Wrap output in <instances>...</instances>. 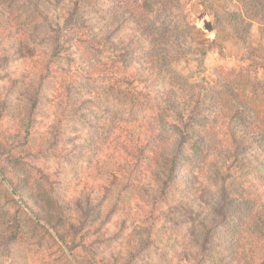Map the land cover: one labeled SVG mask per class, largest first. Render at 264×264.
I'll use <instances>...</instances> for the list:
<instances>
[{
  "label": "trees",
  "instance_id": "obj_1",
  "mask_svg": "<svg viewBox=\"0 0 264 264\" xmlns=\"http://www.w3.org/2000/svg\"><path fill=\"white\" fill-rule=\"evenodd\" d=\"M102 1L0 0V35L7 34L19 42L16 51L23 53L19 58L29 55L32 60L40 53L39 58L46 64L35 79L38 80L36 87H28L27 129L40 99H46L45 95L41 96L43 90L53 86L52 98L64 97L57 105L60 110L55 120L54 138L56 133H62L64 123L72 120L90 126L100 135L104 132V138L90 135L86 155L87 168L98 169L96 155L105 148L109 166L116 168L105 174L108 183L100 186L105 193H133L137 207L143 212L147 210L150 219L153 211L164 215L177 209L173 203L181 187L196 200V204L189 202L182 208L187 222L195 227L190 236L197 254L188 256V264H206L208 259L217 264H264V163L260 160L261 156L264 159V80L258 77V72L264 68V0H233L232 7L216 15L215 25L229 29L247 51L239 66L214 70L211 87L190 83L171 66L173 59L187 52L190 35L189 24L172 13L175 2L112 0L113 11L106 12L104 19L114 13L117 22L100 36L94 30L93 19L95 15L104 14ZM126 22L133 32L131 40L141 35L148 45L146 50L136 54L143 73L148 72L149 79L156 77L163 85L162 90L146 95L145 103L128 89L132 83L90 88L79 86L76 80L59 78L57 72L52 71L54 65L65 72L59 62L67 41L70 47L79 45L86 55L95 58L103 48L115 47V35L128 30ZM256 27L259 43L255 47L250 38ZM9 58L5 56L0 63ZM91 63L92 70L83 77L87 83L91 82V71L98 67ZM129 67L125 60L124 72ZM24 83L17 79L10 82L6 89L7 106ZM74 86L91 96L88 103L100 124L92 123L87 114L63 109L66 98L71 99ZM60 92L64 94L58 96ZM100 104L106 105V111H100ZM3 109L8 108L1 107ZM14 111L17 116L23 113L19 107ZM146 113L151 115L144 116ZM134 115L136 122L132 120ZM171 115L179 116L177 122H181H170ZM25 135H29V131L26 130ZM108 141L114 145L112 150ZM106 149L111 150V154ZM116 157L121 159L120 163ZM185 168L188 172L183 175ZM38 173L49 183L44 172L38 170ZM97 176L102 177L100 170ZM18 182L4 176L0 186L8 195L20 196L38 222L35 225L46 222L59 235L66 225L76 237L90 228L91 217L102 214V206H94L87 200L83 211V203H77L75 207L80 214L73 216L74 210L57 193L49 196L45 192L38 197L29 192L25 196L23 185ZM14 202L19 209L18 202ZM116 213L117 210L112 215ZM110 218L104 227L109 225ZM12 221L5 232L6 242L10 244L24 238L25 234L24 222L17 216ZM64 239L61 235V240ZM141 239L140 235L139 243ZM148 246L146 243L145 247ZM222 250L231 261L220 258Z\"/></svg>",
  "mask_w": 264,
  "mask_h": 264
},
{
  "label": "rangeland",
  "instance_id": "obj_2",
  "mask_svg": "<svg viewBox=\"0 0 264 264\" xmlns=\"http://www.w3.org/2000/svg\"><path fill=\"white\" fill-rule=\"evenodd\" d=\"M172 1L175 2L172 13L179 15L178 20L189 24L190 35L186 42L187 52L182 57L173 59L171 66L178 75L185 77L190 83H202L211 87L215 80L214 70L239 66L247 51L229 29L215 25L216 15H222L228 7H232L233 0ZM102 2L104 14L95 15L93 19L94 30L100 36H104L117 22L114 13L112 17L104 19V15L107 16L106 12L113 11L112 0ZM124 24L129 26L127 22ZM132 35L133 32L129 27L124 34L115 35V47L103 48L95 58L86 55L85 49L80 48L79 45L70 47L67 41V48L64 49L59 62V66L66 74L60 70V67L57 69L54 65L52 71L57 72L59 78L76 80L79 86L85 85L90 88L96 85L107 86L111 83L119 85L132 83L128 89L137 94L143 104L146 95L162 90L163 85H160L156 77L149 79L147 71L143 73L142 64L138 62L136 54L141 53L143 49L146 50L148 45L141 35L131 40ZM250 40L253 46L258 45L257 27L254 28ZM18 45L19 42L10 39L7 34L0 35V59L5 56L10 57L8 61L0 63V110L1 107L8 108L0 111L2 113L0 180H3L4 176L19 180L18 183L23 185L22 192L25 196H28L29 192L38 197L45 192L49 196L57 193L74 210L73 216L77 214L78 217L80 214V210L75 207L77 203H83L81 207L83 211L87 200L94 206L98 204L102 206L103 211L100 216L91 217L90 228L76 237L66 225H63L64 231L59 235L46 222L41 221L40 225H35L38 222L20 200V196L16 193L12 196L8 195L0 186V264H188L186 261L188 256L197 254V248L190 236L195 227L187 222L182 208L189 202L196 204V200L186 193L185 187H181L173 203L175 204L173 207L177 209L164 215L159 211H153V217L150 219L147 210L143 212L137 207L138 201L133 193L122 191L115 194L105 193L100 189L102 184L108 183L105 181L108 178L105 174L116 168L109 166L105 148L96 155L98 169L87 168L89 159L86 155L90 135L98 134L104 138V132L102 131L103 135H100L90 126L72 120L65 122L62 133H56L54 138L55 120L60 110L57 105L64 97L59 96L60 92L57 94L58 100L56 96L52 98L53 86L43 90L41 96L45 95L46 99L43 97L40 99L33 118L29 119L31 125L27 129L28 114L25 109L29 104L28 87H36L38 80L35 79L46 64L39 58L40 53L32 60L29 59V55L28 58L27 56L24 59L19 58L23 53L16 51ZM125 60H128L130 65L126 72H124ZM91 62L98 64V67L93 69L94 72L91 71V82L87 83L84 82L83 77L91 69ZM113 67L115 70H111ZM258 77L264 80V68L260 69ZM15 79L25 83L19 86V90L7 106L6 89ZM45 87L47 88V84ZM66 99L63 107L65 111L87 114L92 123L100 124L94 118L88 103L91 96L82 88L74 86L70 101ZM99 106L101 112L106 111V105ZM18 107L23 112L20 116L14 111ZM148 115L151 113H146L144 116ZM135 118L136 115L132 116L134 122H136ZM177 120L179 116L176 115H171L169 118L172 123L181 122ZM127 121L129 122L130 118ZM26 130L29 131L27 136ZM108 143L112 150L114 147L110 145L112 141ZM111 150L106 149V152L111 154ZM80 151L84 154L81 155ZM116 159L121 162L120 158L116 157ZM260 160L264 163L263 156ZM185 169L183 175L188 172V168ZM38 170L46 174L49 183L41 179ZM99 170L102 177L97 176ZM9 188V191L13 192V189ZM12 197L18 202L19 209ZM115 210L117 213L112 215ZM14 216L24 222L25 234L24 238L10 244L6 242L5 232L12 224ZM107 218H110L109 225L104 227ZM145 230L149 232L146 233ZM61 235L64 236V241L61 240ZM140 235L141 243H139ZM146 243L149 244L148 247H145ZM219 256L225 261H231L228 253L223 250ZM206 264L217 263L208 259Z\"/></svg>",
  "mask_w": 264,
  "mask_h": 264
}]
</instances>
